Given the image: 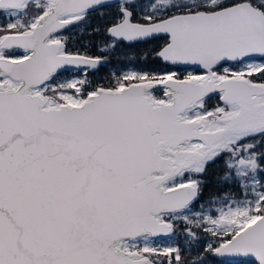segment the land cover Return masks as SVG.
<instances>
[{"label":"snow or ice","instance_id":"6c2138e0","mask_svg":"<svg viewBox=\"0 0 264 264\" xmlns=\"http://www.w3.org/2000/svg\"><path fill=\"white\" fill-rule=\"evenodd\" d=\"M0 264H264V0H0Z\"/></svg>","mask_w":264,"mask_h":264}]
</instances>
